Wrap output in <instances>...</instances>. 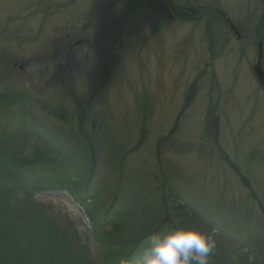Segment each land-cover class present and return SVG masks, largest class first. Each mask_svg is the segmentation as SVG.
<instances>
[{"label": "rangeland", "instance_id": "rangeland-1", "mask_svg": "<svg viewBox=\"0 0 264 264\" xmlns=\"http://www.w3.org/2000/svg\"><path fill=\"white\" fill-rule=\"evenodd\" d=\"M216 1L242 40L209 15L213 0H0V152L48 155L57 146L35 123L68 129L83 109L125 130L129 147L142 141L131 159L168 169L183 198L226 231L264 236V90L252 70L259 34L264 66V0ZM171 4L200 17L170 20ZM41 174L26 194L89 249L90 264H119L102 230Z\"/></svg>", "mask_w": 264, "mask_h": 264}, {"label": "trees", "instance_id": "trees-1", "mask_svg": "<svg viewBox=\"0 0 264 264\" xmlns=\"http://www.w3.org/2000/svg\"><path fill=\"white\" fill-rule=\"evenodd\" d=\"M184 9H178L183 19L198 18L191 7ZM49 113L61 121L71 116L61 108ZM35 124L41 138L57 148L49 149L51 153L46 156L38 147L29 155L21 150L11 155L0 152V165L6 167L12 180L8 186L0 181V264H90L89 249L68 238L70 235L57 228L45 206L26 194L41 173L79 204L91 227L102 230L103 239L109 243L106 251L111 250L119 262L142 255L150 247L147 237L151 234L176 221L194 219L215 232L217 246L209 264H264L263 234L246 236L241 230L226 231L189 204L168 169L145 168L143 161L131 159L142 141L137 138L128 143L129 147L125 141L131 138L125 130L106 129L95 118L87 117L83 109L77 112L76 124L68 129ZM215 124L213 121L212 126ZM144 132L141 125L140 138ZM100 166L106 173L93 178ZM17 193L25 195L22 200ZM259 203L263 207V201ZM237 246L240 256L232 258Z\"/></svg>", "mask_w": 264, "mask_h": 264}, {"label": "clouds", "instance_id": "clouds-1", "mask_svg": "<svg viewBox=\"0 0 264 264\" xmlns=\"http://www.w3.org/2000/svg\"><path fill=\"white\" fill-rule=\"evenodd\" d=\"M147 241L150 247L135 264H209L217 246L214 230L194 219L176 221L148 236ZM119 264L132 261L121 259Z\"/></svg>", "mask_w": 264, "mask_h": 264}, {"label": "flooded vegetation", "instance_id": "flooded-vegetation-1", "mask_svg": "<svg viewBox=\"0 0 264 264\" xmlns=\"http://www.w3.org/2000/svg\"><path fill=\"white\" fill-rule=\"evenodd\" d=\"M212 4H213V11H214V12H213V15H212V14H209V15L215 17L216 19H219V21H220L223 25H225V26L228 28V30L231 32V34H232L235 38L242 40V39L244 38V34H243L242 31H240L237 22H236V23L233 22L231 19H229V18L226 16L225 12H223V9L220 7V5L218 4V2H217L216 0H213V3H212ZM182 7H183V5L180 6L179 8H182ZM189 7H191V8L193 9V11H195V12L198 14L197 16L200 17L199 13L197 12V10H196L194 7H192V6H190V5H189ZM168 8H170L169 10H170L171 12H173L175 15H177V17H178L179 20H180V19H183V18L179 15L180 12H178V9L175 8V7L173 6V4H171V5H170L169 7H167V8L164 7L165 11H166ZM209 11H210V10H209ZM210 13H212V12H210ZM262 15H263V17H264V13H263ZM237 30H238L241 34L238 33ZM255 34L257 35V31H255ZM256 38L258 39V41L261 40V39H260V34L257 35Z\"/></svg>", "mask_w": 264, "mask_h": 264}, {"label": "water", "instance_id": "water-1", "mask_svg": "<svg viewBox=\"0 0 264 264\" xmlns=\"http://www.w3.org/2000/svg\"><path fill=\"white\" fill-rule=\"evenodd\" d=\"M169 18H174L173 15L169 12ZM259 84L264 88V70L262 67V49H261V42L258 43V53H257V59L255 64L252 68Z\"/></svg>", "mask_w": 264, "mask_h": 264}]
</instances>
